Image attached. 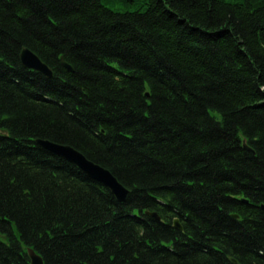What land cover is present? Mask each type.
Here are the masks:
<instances>
[{"label":"trees","instance_id":"16d2710c","mask_svg":"<svg viewBox=\"0 0 264 264\" xmlns=\"http://www.w3.org/2000/svg\"><path fill=\"white\" fill-rule=\"evenodd\" d=\"M39 138L110 169L127 199ZM29 249L264 264V0H0V264Z\"/></svg>","mask_w":264,"mask_h":264},{"label":"water","instance_id":"95a60500","mask_svg":"<svg viewBox=\"0 0 264 264\" xmlns=\"http://www.w3.org/2000/svg\"><path fill=\"white\" fill-rule=\"evenodd\" d=\"M22 63L32 69L42 72L47 77L53 75L51 67L44 62L34 51L28 47H23L20 53ZM62 63L69 70H73L72 65H70L62 57ZM37 144L41 145L45 149L62 156L66 160L75 164L79 169H81L85 174H87L92 179L102 183L104 186L110 189V191L116 196L119 201H125L130 193L129 189L125 187L118 178L112 173L108 168L96 163L89 159L84 153L74 148L71 145L61 144L45 139H37ZM247 148H249L246 145ZM157 219L160 217L157 213H151ZM234 217H238L237 214H234ZM175 226L179 229H182L181 224L178 219L174 220ZM29 255L31 258V264H44L42 257L37 254L33 249H29ZM230 260L234 264H240L237 259L230 257Z\"/></svg>","mask_w":264,"mask_h":264},{"label":"bare ground","instance_id":"6f19581e","mask_svg":"<svg viewBox=\"0 0 264 264\" xmlns=\"http://www.w3.org/2000/svg\"><path fill=\"white\" fill-rule=\"evenodd\" d=\"M39 139H41V138H39ZM45 140H50V139H45ZM50 141H52V140H50ZM53 142H56V141H53ZM57 143H59V142H57ZM61 144H65V143H61ZM67 145H69V144H67ZM72 146V145H71ZM75 148V147H74ZM80 151V150H79ZM53 153V152H52ZM55 154V153H54ZM90 159V158H89ZM93 161V160H92ZM97 163V162H96ZM101 165V164H100ZM110 170V169H109Z\"/></svg>","mask_w":264,"mask_h":264}]
</instances>
